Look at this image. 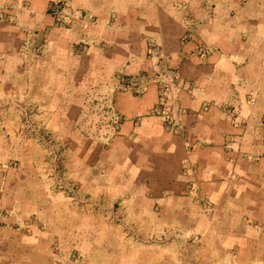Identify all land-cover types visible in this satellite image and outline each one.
Listing matches in <instances>:
<instances>
[{
    "label": "crops",
    "instance_id": "0c3cea01",
    "mask_svg": "<svg viewBox=\"0 0 264 264\" xmlns=\"http://www.w3.org/2000/svg\"><path fill=\"white\" fill-rule=\"evenodd\" d=\"M50 1L0 0V264L57 247L80 264H264V0H65L67 27ZM166 70L185 84L173 117ZM134 80L140 95L120 87ZM100 97L121 118L107 140L82 128ZM27 127L68 148L70 178L120 225L49 192Z\"/></svg>",
    "mask_w": 264,
    "mask_h": 264
},
{
    "label": "rangeland",
    "instance_id": "374dc122",
    "mask_svg": "<svg viewBox=\"0 0 264 264\" xmlns=\"http://www.w3.org/2000/svg\"><path fill=\"white\" fill-rule=\"evenodd\" d=\"M67 27L69 25L65 24ZM62 26V25H61ZM111 98L100 97V99H93L89 102L88 110L84 116L83 131L89 136L93 134L95 137H104L106 140L111 133L112 135L116 130H111L109 127L104 128L103 117L100 114L102 106H109ZM115 108V107H114ZM117 112V111H116ZM115 113V111H114ZM113 114V113H111ZM23 118V117H22ZM21 120V119H20ZM19 131L18 133H21ZM96 133V134H94ZM26 141L29 139L38 140L43 146L45 151V160L42 165L38 168L41 170L43 180L49 189V192L53 195H60L70 203L77 204L79 206L91 205L92 210L104 213L105 217L112 222V224L120 225V221H123V213L117 210L114 206H109L107 202H103L105 210H103V204L98 201L93 202L87 196H84L80 190L81 187L68 175V169L65 164V158L67 156L68 148L62 146H56L55 143L48 142L47 144L40 141V137L43 134L40 133L38 127H27L24 131ZM45 136V135H44ZM99 204L101 206H99ZM87 207V206H84ZM102 207V208H101ZM126 232H135V228H128L127 226H121ZM81 256L79 253L70 252L65 253L59 247L53 255L51 264H80Z\"/></svg>",
    "mask_w": 264,
    "mask_h": 264
},
{
    "label": "built area",
    "instance_id": "2783aa9c",
    "mask_svg": "<svg viewBox=\"0 0 264 264\" xmlns=\"http://www.w3.org/2000/svg\"><path fill=\"white\" fill-rule=\"evenodd\" d=\"M64 1L65 0H61V1L51 0L49 2V8H48L49 12L54 17L61 18V20L58 19L57 23L62 26H66L65 24L70 23L68 22L69 19L74 18L76 16V12L67 5H65ZM66 10L69 11L67 14H65ZM161 77L162 79L159 81V87H160L159 91L161 93L159 111L166 114V116L173 117L172 114L174 112L179 113L180 111V107L178 104V95L180 91L185 88V84L181 80L179 74L175 71L172 72L166 70V72H164V74ZM120 87L122 89H129L130 91H133L137 95H140L144 90L143 83L141 84L139 80H134L131 83L123 82L121 83ZM110 103L111 104L107 107L102 106V111H100V114H102L103 117L104 128L107 129L109 127L111 130H116L120 124L121 118L117 114L112 100L110 101ZM172 127L176 129L177 123L172 124Z\"/></svg>",
    "mask_w": 264,
    "mask_h": 264
}]
</instances>
